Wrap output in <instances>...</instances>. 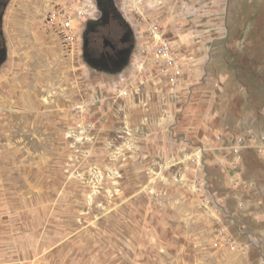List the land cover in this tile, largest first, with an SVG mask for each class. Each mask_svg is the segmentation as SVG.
<instances>
[{
    "label": "rangeland",
    "instance_id": "1",
    "mask_svg": "<svg viewBox=\"0 0 264 264\" xmlns=\"http://www.w3.org/2000/svg\"><path fill=\"white\" fill-rule=\"evenodd\" d=\"M106 1L133 32L114 66L84 54L86 20L103 13L95 0L3 9L0 264H264V195L254 190L264 155L248 148L228 165L213 149L203 166L192 160L225 126L264 133V0H224L201 94L185 91L152 121L135 100L128 114L119 87L139 37L153 43L150 24L167 35L166 0ZM65 8L83 11L71 45L46 23Z\"/></svg>",
    "mask_w": 264,
    "mask_h": 264
},
{
    "label": "crops",
    "instance_id": "2",
    "mask_svg": "<svg viewBox=\"0 0 264 264\" xmlns=\"http://www.w3.org/2000/svg\"><path fill=\"white\" fill-rule=\"evenodd\" d=\"M162 1L159 0V2ZM165 2L167 4L165 8L163 6L164 9L161 10V13L164 14L166 19L165 31H168L166 33L167 37L177 41L179 47L188 57V67L185 69L179 84L175 87L170 86L167 77L159 74L157 67L152 64L154 42L151 45H146L147 35L145 34L139 37L140 40L135 52L136 64L127 66L121 72L122 76L126 78L124 85L130 92L128 96L122 98L128 105V114H130L129 110H131L130 105L135 100L137 106L139 105L138 111L145 112L143 109L145 105L152 107L149 112H145L146 118L151 121L158 118L159 114L161 116L165 113L173 112L174 98H183L185 91L191 92L195 96L201 94L196 88L204 82L206 73L208 51H206L207 46L204 43L216 38V36H213L215 29L213 25L216 24L213 21L217 22V19L221 17V6L224 4V0H166ZM140 62L145 63V70L138 69ZM147 72H150L151 75L142 83L141 81ZM195 96L194 99H196ZM163 104L167 105V107L161 108ZM140 105L143 107L142 109H140ZM166 115L168 116V114ZM249 132L251 131L243 130L238 132V129L234 126H225L223 134H219L220 139L218 138L219 136L213 139L211 133L209 137L206 135L205 138H209L206 143L211 146L207 147L208 151L210 152V150L214 149L218 159H224L228 165H231L233 156L228 153L229 147L239 135L248 134ZM219 150L223 151L224 155L220 154ZM252 150L256 151L253 148ZM236 172L241 173L239 171ZM256 178L258 183L252 181V183L257 184L254 190L258 194L264 195V176L263 179L260 177ZM244 186L242 185L241 187Z\"/></svg>",
    "mask_w": 264,
    "mask_h": 264
},
{
    "label": "built area",
    "instance_id": "3",
    "mask_svg": "<svg viewBox=\"0 0 264 264\" xmlns=\"http://www.w3.org/2000/svg\"><path fill=\"white\" fill-rule=\"evenodd\" d=\"M82 12V10H78L77 15L76 13L74 14L71 12L69 8L55 10L47 16L46 23L56 30L64 43L71 45L74 44L79 37V32L74 26V20H76L79 24L80 22L78 20H80V15H83ZM149 31L154 42L152 64L157 67L159 74L167 77L168 84L172 87H175L179 84L185 69L188 67L187 54L184 53L179 47L177 41L172 40L168 38L167 35H165L163 28H161L158 23H151L149 26ZM138 69L145 70V63L140 62ZM149 75H151V73L147 72L146 76L141 82L144 83ZM125 80L126 78H122L121 84H123ZM129 93V90L126 87H119L120 96L126 97L129 95ZM218 138L220 139V136ZM248 148H253L258 153L264 154V133L251 131L248 134L243 133L239 135L229 147V152L238 157L244 149ZM207 151L208 148L201 146L194 152L192 155V160L196 166H203ZM237 162L238 161L234 163L235 167L237 166ZM241 182L242 179L236 181L237 184H242ZM198 183L199 185H204L203 180H199ZM246 184H248V182H245V185ZM250 185L253 184L251 183ZM218 208L219 205L214 209L218 210ZM219 236L225 240L228 239V236L224 230L219 231Z\"/></svg>",
    "mask_w": 264,
    "mask_h": 264
},
{
    "label": "flooded vegetation",
    "instance_id": "4",
    "mask_svg": "<svg viewBox=\"0 0 264 264\" xmlns=\"http://www.w3.org/2000/svg\"><path fill=\"white\" fill-rule=\"evenodd\" d=\"M8 0H0V18ZM101 17L91 16L87 21V34L84 38V54L92 61L104 66L121 64L128 58L127 43L132 39L131 25L119 15L111 12V2L95 0ZM103 9V10H102Z\"/></svg>",
    "mask_w": 264,
    "mask_h": 264
}]
</instances>
